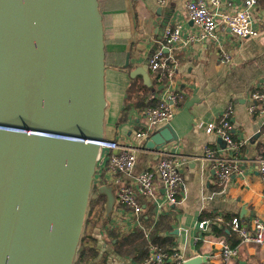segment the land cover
<instances>
[{
	"label": "water",
	"instance_id": "obj_1",
	"mask_svg": "<svg viewBox=\"0 0 264 264\" xmlns=\"http://www.w3.org/2000/svg\"><path fill=\"white\" fill-rule=\"evenodd\" d=\"M106 67L98 0H0V264H75L106 139ZM148 70L131 76L151 86ZM173 139L161 129L147 145ZM99 191L109 216L113 185Z\"/></svg>",
	"mask_w": 264,
	"mask_h": 264
},
{
	"label": "crops",
	"instance_id": "obj_2",
	"mask_svg": "<svg viewBox=\"0 0 264 264\" xmlns=\"http://www.w3.org/2000/svg\"><path fill=\"white\" fill-rule=\"evenodd\" d=\"M98 1L104 23L107 64L105 137L132 142L138 148L132 172L114 176L118 177L114 185L119 187L131 182L142 171L155 170L160 159L153 151L142 150L145 140L135 135L142 121L140 107L132 104L126 113H122L132 79L137 77L147 84L145 76L137 74L132 77L131 71L143 66L163 46L166 27L182 24L185 33L197 31L198 27L188 19L185 0H167L164 5L157 0ZM229 1L234 8L242 4V0H222L223 9L228 7ZM255 16L254 25L260 34L246 38L242 43L229 30L219 26L216 46L211 42L194 43L170 51L179 63L180 108L169 123L158 125L151 135L163 129L166 135L177 138L167 142L165 148L177 154L181 161L179 203L172 209H163V192L158 199L142 200L144 211L139 220L130 221L127 216V222L117 227L124 230L139 228L138 239L127 240L123 247L127 255L119 254L113 244H105L109 264H140L130 254L143 246L148 247L150 233L162 214L174 217L173 229L168 235L173 237V248L182 256L183 264L198 256L202 258L200 264H222V257L214 244L217 235L212 228V217L219 224L237 217L248 227L255 217L264 218L263 186L256 162L259 158L264 159V119L258 111H249L250 93L256 86L264 89V0H258ZM220 45L231 53L229 61L220 60ZM127 53L130 54L129 70L108 65L124 66ZM148 71L150 99L157 104L161 90L155 74L150 69ZM230 103L234 106L235 135L245 141L241 147L243 162L240 172L220 183L215 169L206 163L204 156L206 146L217 153H221L223 147L218 139L206 132V126L219 121ZM107 156L99 164L100 177L95 184L98 187L108 183L105 177L109 175ZM203 220L208 223L200 228ZM237 239L235 235L227 240L233 243ZM238 246L239 255L230 264H264V245L239 243Z\"/></svg>",
	"mask_w": 264,
	"mask_h": 264
},
{
	"label": "built area",
	"instance_id": "obj_3",
	"mask_svg": "<svg viewBox=\"0 0 264 264\" xmlns=\"http://www.w3.org/2000/svg\"><path fill=\"white\" fill-rule=\"evenodd\" d=\"M159 4H166L167 0H157ZM239 7L228 2L226 9L222 8V0H185V10L188 19L198 27L197 31L184 32L182 24L168 26L164 29V44L155 51L148 60L151 72L156 76L161 93L158 103L146 105L139 108L142 121L140 128L135 132L136 137L143 138L145 144L142 150L153 151L160 156L155 170L142 171L131 181L117 187L116 203L109 215V221L103 229V234L107 231L123 226L127 222L139 220L144 211L143 201L158 199L163 192V202L165 210L172 209L179 203V193L182 185L181 161L177 154L165 148H153L147 145L151 133L162 123H169L174 114L180 108L182 92L177 79L178 60L170 53L173 49L186 48L194 43L211 42L216 46L218 41L217 29L221 26L224 30H229L239 42L246 38L256 37L260 30L254 25L255 11L258 0H242ZM219 58L222 62L229 61L231 53L226 51L222 45L219 46ZM164 48H168V52ZM249 111H258L264 119V89L256 88L249 95ZM234 106L228 104L219 121L207 124L206 132L221 139V153H217L210 146L205 147L204 160L213 167L217 173L218 180L223 183L225 180L241 171V147L244 140L236 137L234 132ZM101 155L98 160L96 179L100 177L99 164L103 157L109 159L107 174L105 177L108 185H114L118 177L117 173H130L135 167L137 160V147L132 142L121 140L105 139L100 141ZM258 163V175L263 186L264 195V159L256 160ZM96 184V182H95ZM160 198V197H159ZM207 221L200 223V228L207 225ZM230 228L240 236V243H255L264 245V218L255 217L252 225H248L239 218H233ZM222 257V264H230L239 255V246H234L225 238L217 239L214 242ZM183 258L175 250L173 253L166 252L163 247L149 241L148 255L141 264H183Z\"/></svg>",
	"mask_w": 264,
	"mask_h": 264
},
{
	"label": "trees",
	"instance_id": "obj_4",
	"mask_svg": "<svg viewBox=\"0 0 264 264\" xmlns=\"http://www.w3.org/2000/svg\"><path fill=\"white\" fill-rule=\"evenodd\" d=\"M108 65L117 67L121 70H129V67H124L122 64L113 65L108 63ZM149 94V85L139 81L137 77L133 78L127 89L125 106L122 113H126L132 104H135L140 108L145 107L146 104L155 105L153 100L150 99ZM121 119H123V117ZM107 201V195L101 193L99 191V187L95 185L92 191L75 264H109L108 253L104 250L106 247L105 244H113V247L119 254L127 255L126 249H123L127 240L129 238H131L132 241H136V239H138L140 231L139 228L124 230L122 228L115 227L108 230L106 235L103 234V229L109 221V216L106 215ZM207 216L211 217L209 215ZM212 220L214 221L212 222V228L214 233L217 235V239L227 237L229 240V236L237 235L238 239L232 244L236 246L240 243V236L238 233L231 230L229 224L230 222L226 221L219 224L215 222V217H212ZM173 223V215L162 214L159 216V219L150 233V241L160 244L168 253H173L175 251L173 248V237L168 235L173 229ZM95 231H97L96 235ZM100 239L102 242H100ZM147 255V246H143L140 250L136 251V253L134 252L130 254V256L139 261L140 264L147 257Z\"/></svg>",
	"mask_w": 264,
	"mask_h": 264
},
{
	"label": "rangeland",
	"instance_id": "obj_5",
	"mask_svg": "<svg viewBox=\"0 0 264 264\" xmlns=\"http://www.w3.org/2000/svg\"><path fill=\"white\" fill-rule=\"evenodd\" d=\"M211 135H212V134H211ZM213 136L217 139V137H216L215 135H213ZM113 188H114L115 196L117 197V192H118V190H117L116 185H113ZM91 196H92V194H91Z\"/></svg>",
	"mask_w": 264,
	"mask_h": 264
}]
</instances>
